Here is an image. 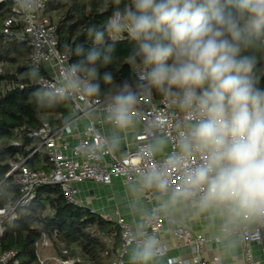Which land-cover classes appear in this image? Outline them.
Returning <instances> with one entry per match:
<instances>
[{"label": "clouds", "instance_id": "clouds-1", "mask_svg": "<svg viewBox=\"0 0 264 264\" xmlns=\"http://www.w3.org/2000/svg\"><path fill=\"white\" fill-rule=\"evenodd\" d=\"M101 28L87 32L93 46H77L64 65V86L38 83L37 108L77 92L97 97L113 85L104 116L116 130L134 123L142 93L159 95L178 112L182 131L165 168H150L143 186L168 199L159 210L183 204L219 218L224 233L264 227V0H121ZM44 0H13V10L31 22ZM133 44L125 58L129 75L117 80L107 70L115 45ZM101 68L105 70L101 72ZM31 78L40 81L34 62ZM175 114V113H174ZM109 146L120 143L113 135ZM163 141L151 145L159 151ZM196 162L185 167V161ZM181 172L173 186L168 169ZM163 245L140 225L127 264H157Z\"/></svg>", "mask_w": 264, "mask_h": 264}, {"label": "trees", "instance_id": "trees-1", "mask_svg": "<svg viewBox=\"0 0 264 264\" xmlns=\"http://www.w3.org/2000/svg\"><path fill=\"white\" fill-rule=\"evenodd\" d=\"M130 3L121 0L119 7ZM117 7L112 0H50L46 12L57 23L59 49L69 53V62L76 60L77 46L88 49L93 39L88 27L101 28ZM12 13L10 0H0V209L11 202L15 205L21 192L9 174L11 162L24 160L32 169L50 170L48 157L39 149L40 140L30 136L32 129L43 122L60 127L71 117L73 104L67 97L49 100L45 109L34 104L31 93L38 84L30 76L27 58L31 51L26 36L11 37L3 42L5 20ZM17 31L22 27L15 26ZM132 42L125 38L115 45L114 61L107 70L117 80L129 75L125 58ZM105 69L101 68V72ZM43 74V71H41ZM97 97L108 98L109 88ZM157 97H160L158 94ZM17 142V144H15ZM4 233L0 239V254L15 251L17 264H45L40 261L39 243L47 239L61 259H73L74 264H109L121 245L118 222L106 219L90 207L69 201L60 184L41 185L35 197L16 206V217L5 218ZM7 264H14L9 261Z\"/></svg>", "mask_w": 264, "mask_h": 264}, {"label": "built area", "instance_id": "built-area-1", "mask_svg": "<svg viewBox=\"0 0 264 264\" xmlns=\"http://www.w3.org/2000/svg\"><path fill=\"white\" fill-rule=\"evenodd\" d=\"M5 20L3 42L11 37L26 36L31 51L27 58L28 66L36 62L43 71L38 83H44L49 88L60 89L64 86V65L69 63V53L59 49L57 38V23L46 12L50 0H44V7L34 14L31 22H27L22 14L13 10ZM21 26L17 31L15 26ZM67 97L73 104L70 119L60 127H53L48 122H43L39 128L32 129L30 136L40 140L39 147L32 150L31 154L43 149L51 165L50 170L32 169L24 160L11 162L9 174H14L13 182L20 189L21 196L13 205L11 202L0 209V239L4 233L3 221L5 218L16 217V206L26 204L35 197L36 188L47 184H60L65 197L75 203L83 204L78 198V190L75 183L82 181H95L110 184L113 178H120L124 185L142 183V175L150 168H165L169 156L176 150L175 141L183 130L178 119V112L167 104L161 97L142 93L134 108L135 119L143 123V130L137 136L134 147L127 146L121 156H117L112 147L107 143L109 140L104 136L91 121L84 132V137L72 146L68 143V136L72 134L76 118L87 114L92 110L104 111L108 98L88 97L82 93L69 92ZM175 113V114H174ZM165 138L170 143V150L163 156H156L150 150L152 141ZM17 144V142H15ZM193 157L185 161V167L194 164ZM181 172L176 168L168 169L171 184L175 186ZM143 184V183H142ZM165 194L155 188H148V199L153 201L160 199ZM121 245L117 250L116 257L109 264H124L125 256L133 243L134 229L131 224L120 220ZM142 225L149 234H155L163 245L161 256L168 252L167 243L162 239L163 216L158 205H152L142 218ZM171 235L178 246H190L193 250L191 261L186 259L170 258L172 264H206L202 253L210 237L196 232L184 223H177L171 228ZM222 232L224 236H236L243 242L244 260L233 264H261L255 259L252 244L262 243L264 240V227L239 229L231 234ZM15 251H6L0 254V261L6 264L13 261ZM45 264H74L73 259H61L54 256L50 260L40 259Z\"/></svg>", "mask_w": 264, "mask_h": 264}, {"label": "crops", "instance_id": "crops-1", "mask_svg": "<svg viewBox=\"0 0 264 264\" xmlns=\"http://www.w3.org/2000/svg\"><path fill=\"white\" fill-rule=\"evenodd\" d=\"M91 121L109 141L113 135L120 136V143L115 147L111 146L117 156H121L127 146L134 147L138 134L143 130V123L138 119H134V123L129 129L118 131L106 121L104 111L92 110L76 118L73 132L67 138L70 146L84 137V132ZM161 140L164 142L163 147L159 151H154L158 157L163 156L170 150V143L165 138L153 140L152 145ZM75 187L78 190V198L83 201V205L100 213L106 219L116 222L122 220L131 224L135 233L142 225V218L151 206L158 205L160 209V205L168 199L164 195L160 199L151 201L148 199V188L143 186L142 183L124 185L120 178H113L110 184L82 181L75 183ZM84 201L88 203L85 204ZM160 213L163 216L162 239L167 243L168 252L158 259L157 264H172L169 261L170 258L191 261L193 250L190 246H178L170 232L171 228L180 222L211 238L202 253L206 264H233L244 260L243 242L236 236H224L219 218H212L207 214H198L194 209L183 204L170 206L167 210H160ZM252 248L255 259L264 264V240L260 244L253 243ZM38 249V252H43L42 256L51 255L52 251L55 253L51 242L47 239L39 243ZM55 256L57 255L55 254ZM39 258L42 259L41 254H39ZM127 261L128 252L124 264H127ZM0 264L6 263L0 261Z\"/></svg>", "mask_w": 264, "mask_h": 264}, {"label": "rangeland", "instance_id": "rangeland-1", "mask_svg": "<svg viewBox=\"0 0 264 264\" xmlns=\"http://www.w3.org/2000/svg\"><path fill=\"white\" fill-rule=\"evenodd\" d=\"M79 200H80V199H79ZM81 201H82V200H81ZM82 202H83V201H82ZM84 202H85V204L88 203L87 201H84ZM48 244H50V243L48 242ZM39 254H41V258H42V259H45V260H50L52 257L55 256V253H54L53 251H52V254H51V255L42 256V254H43L42 251H40Z\"/></svg>", "mask_w": 264, "mask_h": 264}]
</instances>
